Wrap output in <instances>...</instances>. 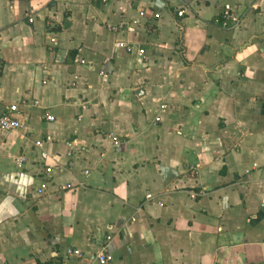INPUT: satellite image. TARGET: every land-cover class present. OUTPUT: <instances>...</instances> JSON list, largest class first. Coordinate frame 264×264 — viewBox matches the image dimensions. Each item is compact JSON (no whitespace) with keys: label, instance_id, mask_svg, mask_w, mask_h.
<instances>
[{"label":"crops","instance_id":"0c3cea01","mask_svg":"<svg viewBox=\"0 0 264 264\" xmlns=\"http://www.w3.org/2000/svg\"><path fill=\"white\" fill-rule=\"evenodd\" d=\"M225 5L231 30L214 24ZM139 9L133 32L108 28ZM13 103L0 264H60L67 248L99 264L103 247L106 264H264V1L0 0Z\"/></svg>","mask_w":264,"mask_h":264},{"label":"built area","instance_id":"2783aa9c","mask_svg":"<svg viewBox=\"0 0 264 264\" xmlns=\"http://www.w3.org/2000/svg\"><path fill=\"white\" fill-rule=\"evenodd\" d=\"M251 2H263L264 0H250ZM146 12L142 9H139L137 11V17L131 19L129 22H120L115 26H109L108 28L114 32L122 31V32H133L134 28L137 26L138 21L140 18H145ZM177 15L179 17L182 16V12H178ZM154 18H158V14L153 15ZM29 21L31 22L32 19L29 18ZM240 19L239 16L233 12L230 6L225 5L220 12V14L214 19V24L223 30H231L236 28L239 25ZM52 43H55V40H51ZM115 49H124L128 53L133 52V47L131 45H128L124 42H117L114 45ZM137 54L140 57H143L144 51L139 49L137 50ZM81 64H84V61H81ZM22 105H26V102L22 101ZM33 105H36V102H33ZM20 104L13 103L8 105H3L0 107V131L1 132H11V131H17L23 129L24 125L20 119ZM166 106L162 105L160 107L161 110H164ZM45 119L48 122H54L55 118L51 116L50 114H45ZM160 121V117L155 118V122ZM117 143V142H115ZM44 142L39 140L35 142V147L40 149V158L42 160L47 159L48 155L43 150ZM26 162L25 156H18L15 159V165L18 169H22L24 163ZM51 168L46 167L45 173H50ZM70 185H67L66 188H70ZM45 189V186L43 185L38 191V194H42ZM151 195H147V199H151ZM107 240H110L111 238L108 236L106 238ZM82 253L78 249L73 248H67L65 250V260H63L60 264H69L71 259H81ZM94 261H96L99 264H106L110 263L112 261V256L108 254V251L106 247H103L98 253H96L93 258Z\"/></svg>","mask_w":264,"mask_h":264},{"label":"trees","instance_id":"16d2710c","mask_svg":"<svg viewBox=\"0 0 264 264\" xmlns=\"http://www.w3.org/2000/svg\"><path fill=\"white\" fill-rule=\"evenodd\" d=\"M38 264H54V263H51V262H46V263H38Z\"/></svg>","mask_w":264,"mask_h":264}]
</instances>
